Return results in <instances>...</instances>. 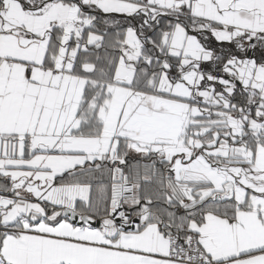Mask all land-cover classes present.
I'll use <instances>...</instances> for the list:
<instances>
[{
    "label": "snow or ice",
    "instance_id": "obj_1",
    "mask_svg": "<svg viewBox=\"0 0 264 264\" xmlns=\"http://www.w3.org/2000/svg\"><path fill=\"white\" fill-rule=\"evenodd\" d=\"M0 264H264V0H0Z\"/></svg>",
    "mask_w": 264,
    "mask_h": 264
}]
</instances>
